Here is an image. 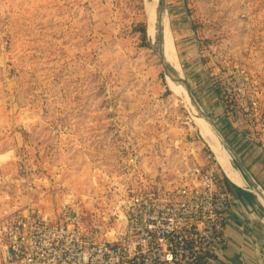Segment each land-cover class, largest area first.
Listing matches in <instances>:
<instances>
[{
    "label": "rangeland",
    "instance_id": "rangeland-1",
    "mask_svg": "<svg viewBox=\"0 0 264 264\" xmlns=\"http://www.w3.org/2000/svg\"><path fill=\"white\" fill-rule=\"evenodd\" d=\"M167 11L174 49L207 111L222 105L216 81L229 68L245 66L264 85L254 63H264V0H168ZM154 20L152 0H0V78L33 125L23 175L56 209L82 201L86 222L103 235L121 226L111 190L134 170L132 145L148 189L177 186L196 163L226 179L148 37L143 46L141 28ZM186 130L200 143H183Z\"/></svg>",
    "mask_w": 264,
    "mask_h": 264
},
{
    "label": "built area",
    "instance_id": "built-area-1",
    "mask_svg": "<svg viewBox=\"0 0 264 264\" xmlns=\"http://www.w3.org/2000/svg\"><path fill=\"white\" fill-rule=\"evenodd\" d=\"M216 84L222 107L243 116L249 139L264 149L257 87L264 85L242 65L227 69ZM128 162L134 170L123 172L127 181L111 190L117 232L103 235V226L87 223L79 199L63 203L53 217L13 213L0 218V264H203L221 244L233 206L225 179L213 165L196 163L180 173L177 186L148 189L134 145Z\"/></svg>",
    "mask_w": 264,
    "mask_h": 264
},
{
    "label": "crops",
    "instance_id": "crops-1",
    "mask_svg": "<svg viewBox=\"0 0 264 264\" xmlns=\"http://www.w3.org/2000/svg\"><path fill=\"white\" fill-rule=\"evenodd\" d=\"M259 60L260 57L254 58L255 73L264 82V63ZM221 106L214 105L215 119L264 191V149L249 139L251 129L246 119ZM25 114L5 93L0 78V218L17 212L27 215L38 211L53 217L58 210L49 197L41 194L39 187L23 175L21 148L27 147L24 144L33 126ZM190 136L186 130L183 143H200ZM172 143L178 142L172 140ZM227 186L233 197V206L223 239L216 252L203 264H264V208L254 194L236 189L228 180Z\"/></svg>",
    "mask_w": 264,
    "mask_h": 264
},
{
    "label": "bare ground",
    "instance_id": "bare-ground-1",
    "mask_svg": "<svg viewBox=\"0 0 264 264\" xmlns=\"http://www.w3.org/2000/svg\"><path fill=\"white\" fill-rule=\"evenodd\" d=\"M153 8H154V15L155 20L154 23H150L149 31H147V37L150 43V46L158 52L160 51V43H159V35H158V21H157V8L159 4V0H152ZM150 6V5H149ZM153 15V14H152ZM167 17L165 15L163 20V36H164V54L165 58L167 59V64L175 71V73L179 76L181 81H185L188 85L193 89L188 80V77L185 73L183 68L182 62L180 63L178 54L174 49V45L170 38V30L168 24ZM157 54V55H158ZM170 89L174 93H178L177 95L182 96L185 99V103L189 108L191 117L194 119L197 127L199 128L201 136L207 141L211 151L214 153L222 171L227 173L228 177L232 180V182L239 188L243 189L244 191L250 192L254 194L258 201L259 197L257 196L256 192L252 189L251 185L246 181L243 175L233 166L232 164V157L227 152V150L223 147L221 141L214 133L211 126L198 115V112L195 110L193 105L190 102V98L187 94L185 86L178 85L173 83L169 78L166 79ZM262 207L264 208L263 201H259Z\"/></svg>",
    "mask_w": 264,
    "mask_h": 264
},
{
    "label": "water",
    "instance_id": "water-1",
    "mask_svg": "<svg viewBox=\"0 0 264 264\" xmlns=\"http://www.w3.org/2000/svg\"><path fill=\"white\" fill-rule=\"evenodd\" d=\"M167 6H168V0H159V4H158V8H157V21H158V35H159L160 51H159L158 57H159L161 65L165 71V77H166V79L169 78L175 84L185 86L187 94L190 98V102L193 105V107L195 108V110L198 112V115L200 117H202L208 123L209 126L212 127L214 133L216 134V136L221 141L223 147L231 155L233 166L243 175V177L246 179V181L251 185L252 189L256 192L257 196L259 197V200L263 201V203H264V191H263V189L261 188L259 183L256 181V179L254 178L252 173L249 171V169L247 168V166L243 162V159L241 158V156L237 152L236 148L234 147V145L232 144L230 139L227 137V135L223 131L220 123L215 119L214 113L211 114L209 111L206 110L205 105L197 97V95L195 94V91L188 85L187 82L181 81V79L175 73V71L167 64V61L165 59L164 50H163V48H164L163 20H164L165 15H168ZM170 91H171V89H170ZM224 174L232 186H234L238 190L244 191L243 189L237 187L232 182V180L228 177V175H227V173H225V171H224Z\"/></svg>",
    "mask_w": 264,
    "mask_h": 264
},
{
    "label": "trees",
    "instance_id": "trees-1",
    "mask_svg": "<svg viewBox=\"0 0 264 264\" xmlns=\"http://www.w3.org/2000/svg\"><path fill=\"white\" fill-rule=\"evenodd\" d=\"M141 36H142V39H143V46H147L146 45V40H147V30L145 28V26H142L141 28Z\"/></svg>",
    "mask_w": 264,
    "mask_h": 264
}]
</instances>
